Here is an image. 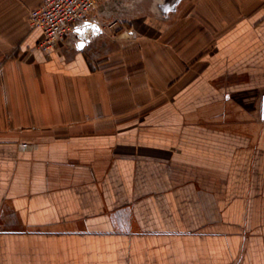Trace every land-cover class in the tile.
<instances>
[{
  "label": "crops",
  "instance_id": "1",
  "mask_svg": "<svg viewBox=\"0 0 264 264\" xmlns=\"http://www.w3.org/2000/svg\"><path fill=\"white\" fill-rule=\"evenodd\" d=\"M170 1L0 0V264H264V1Z\"/></svg>",
  "mask_w": 264,
  "mask_h": 264
},
{
  "label": "built area",
  "instance_id": "2",
  "mask_svg": "<svg viewBox=\"0 0 264 264\" xmlns=\"http://www.w3.org/2000/svg\"><path fill=\"white\" fill-rule=\"evenodd\" d=\"M101 0H43L31 10L28 22L31 28L40 29L43 50L53 48L77 33V29L91 23L88 15Z\"/></svg>",
  "mask_w": 264,
  "mask_h": 264
},
{
  "label": "rangeland",
  "instance_id": "3",
  "mask_svg": "<svg viewBox=\"0 0 264 264\" xmlns=\"http://www.w3.org/2000/svg\"><path fill=\"white\" fill-rule=\"evenodd\" d=\"M175 1L176 0H171L169 6L174 8ZM177 1H179V0H177ZM190 1H192V0H190ZM193 1H195V0H193ZM232 1H233L232 5L237 7L235 9L239 12H240V9H239L240 5L243 6V17H244L246 13L253 11L256 3H260L261 1H264V0H242L241 4L239 2L240 0H232ZM192 11H193V9L190 12L188 9H184V11L180 14V17L177 19V22H179L180 25L183 26V32H184L185 40L187 38H189L190 35H192L194 33L191 26L193 23H196V22L201 23V26H200L201 31L199 33L201 35V38L205 37V40H207L206 36L204 35V34H207V31L204 30L203 23H202L203 20H207L206 17L203 19V17H204L203 14L198 15L196 13V11H194V12H192ZM235 16H236V19L240 18V13H236ZM231 22H233V21H231ZM172 33H173V30H171L170 34H172ZM218 33H219V31H218ZM170 36H172V35H170Z\"/></svg>",
  "mask_w": 264,
  "mask_h": 264
},
{
  "label": "water",
  "instance_id": "4",
  "mask_svg": "<svg viewBox=\"0 0 264 264\" xmlns=\"http://www.w3.org/2000/svg\"><path fill=\"white\" fill-rule=\"evenodd\" d=\"M91 27V29H97L98 27L93 23H87L83 27L77 29L78 34H85V32ZM83 42L78 43V47L83 46Z\"/></svg>",
  "mask_w": 264,
  "mask_h": 264
},
{
  "label": "bare ground",
  "instance_id": "5",
  "mask_svg": "<svg viewBox=\"0 0 264 264\" xmlns=\"http://www.w3.org/2000/svg\"><path fill=\"white\" fill-rule=\"evenodd\" d=\"M163 3H164V2H163ZM163 3H162V4H163ZM162 9H163V8H162ZM165 12H166V11H165ZM163 14H164V13H163Z\"/></svg>",
  "mask_w": 264,
  "mask_h": 264
}]
</instances>
